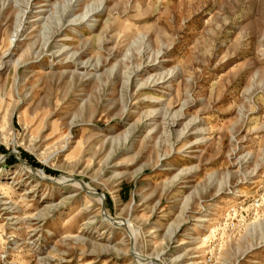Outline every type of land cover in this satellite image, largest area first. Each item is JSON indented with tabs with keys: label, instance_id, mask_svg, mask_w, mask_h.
Returning <instances> with one entry per match:
<instances>
[{
	"label": "rangeland",
	"instance_id": "1",
	"mask_svg": "<svg viewBox=\"0 0 264 264\" xmlns=\"http://www.w3.org/2000/svg\"><path fill=\"white\" fill-rule=\"evenodd\" d=\"M0 264H264V0H0Z\"/></svg>",
	"mask_w": 264,
	"mask_h": 264
},
{
	"label": "bare ground",
	"instance_id": "2",
	"mask_svg": "<svg viewBox=\"0 0 264 264\" xmlns=\"http://www.w3.org/2000/svg\"><path fill=\"white\" fill-rule=\"evenodd\" d=\"M70 37V36H69ZM72 40H75V39H72ZM29 172H31L32 174H34V175H36V176H39V177H44V176H46V175H44V174H42V171H39V170H37V169H34V168H31V167H29ZM62 179V178H61ZM65 180V179H64ZM67 180H65V182H66ZM71 181V180H70ZM87 188V187H86ZM90 191V190H89ZM90 192H92V193H95L94 191H90ZM242 195V194H241Z\"/></svg>",
	"mask_w": 264,
	"mask_h": 264
}]
</instances>
